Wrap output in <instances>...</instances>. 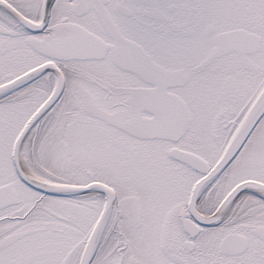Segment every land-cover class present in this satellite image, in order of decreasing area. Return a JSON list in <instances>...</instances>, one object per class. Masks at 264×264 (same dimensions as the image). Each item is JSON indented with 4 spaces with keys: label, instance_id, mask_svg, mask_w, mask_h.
<instances>
[{
    "label": "snow or ice",
    "instance_id": "1",
    "mask_svg": "<svg viewBox=\"0 0 264 264\" xmlns=\"http://www.w3.org/2000/svg\"><path fill=\"white\" fill-rule=\"evenodd\" d=\"M0 264H264V0H0Z\"/></svg>",
    "mask_w": 264,
    "mask_h": 264
}]
</instances>
